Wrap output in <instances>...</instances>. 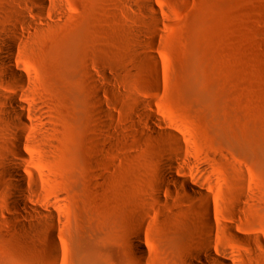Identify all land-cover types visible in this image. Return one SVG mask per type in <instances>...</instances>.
<instances>
[{
    "label": "rangeland",
    "instance_id": "rangeland-1",
    "mask_svg": "<svg viewBox=\"0 0 264 264\" xmlns=\"http://www.w3.org/2000/svg\"><path fill=\"white\" fill-rule=\"evenodd\" d=\"M11 99L42 106L28 158L9 155L30 218L1 180ZM201 249L264 264V0H0V264Z\"/></svg>",
    "mask_w": 264,
    "mask_h": 264
},
{
    "label": "bare ground",
    "instance_id": "bare-ground-1",
    "mask_svg": "<svg viewBox=\"0 0 264 264\" xmlns=\"http://www.w3.org/2000/svg\"><path fill=\"white\" fill-rule=\"evenodd\" d=\"M13 38H19V33L15 32ZM9 42L12 43L13 41L10 39ZM9 101L10 102L7 105L10 106V110L6 115V119H8L10 122L9 132L13 140L10 141L6 146V152L3 156V172L1 173V180L5 181V183L8 184L7 188L10 189L8 195L19 197L18 205L24 213H22V211L18 212L16 210L15 214L19 217L30 218L32 214H41V211L38 208H33L29 203V192L27 190L28 176L25 166L22 163L13 160L9 155L11 151L13 154L19 156L22 159L28 158L27 151L25 149V146L27 144L26 132L29 128L36 129L35 125L32 123V118L37 117L39 112L42 111V106L36 103L30 109H26L23 107L20 101H17L15 99H11ZM25 112L28 114V117H26ZM168 164L172 168V170L175 169L174 163L170 162ZM172 180V182L177 185L181 184V181L178 178H172ZM183 189L184 194L187 196H193L198 193V190L189 184L183 185ZM168 191L172 193L173 189L168 188ZM15 202L16 201H11L9 204L10 207L15 208ZM54 219L55 214L52 211L51 215H49L46 220L52 223ZM7 220L9 221L11 219L8 218ZM27 221L29 223H23V226L31 230L37 228V225L35 223L30 222L29 219ZM204 230L206 231V233L213 234L215 231H217V227L213 223H210L204 227ZM18 231H20V229ZM206 243L208 246H211L213 244L211 236L206 238ZM137 249L142 250L143 248L138 245ZM196 256L197 258L193 257L189 259L187 264H211L212 261H217V263H219V261L221 260L217 259L211 251L203 249L197 252Z\"/></svg>",
    "mask_w": 264,
    "mask_h": 264
}]
</instances>
